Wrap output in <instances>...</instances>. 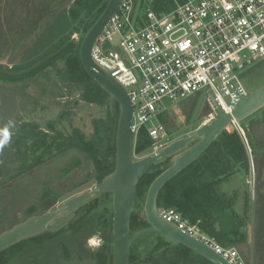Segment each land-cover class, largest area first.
I'll return each mask as SVG.
<instances>
[{
	"label": "flooded vegetation",
	"instance_id": "1",
	"mask_svg": "<svg viewBox=\"0 0 264 264\" xmlns=\"http://www.w3.org/2000/svg\"><path fill=\"white\" fill-rule=\"evenodd\" d=\"M76 2L77 0H0V234L32 216H41L47 212L54 213L48 226L71 216L66 226L60 230H46L0 252V264H11L15 260V248L20 258L19 251L26 248L28 251L33 249L32 252L38 254L36 246L43 252L31 257L30 264H40L38 259H43V255L52 256L49 244L60 248L63 261L68 262L67 264H98L92 254L107 243L110 244L108 236L113 238V246L114 194L96 193L70 210L61 209L65 201L94 189L104 177L114 172L116 164L113 170L99 180L94 162L87 152L73 142H79L84 132L77 127L69 132L60 131L51 120L44 121L45 125L42 126L39 120L27 117L29 112L38 110L40 104L34 103L38 99L32 98L26 90L21 94L15 90L22 84V79L32 75L30 72L35 69L27 72H23L24 70L48 57H51L50 61L59 56L64 48L63 43L79 42L78 31L70 33L72 27L70 31L64 30L68 22L76 21L75 27L78 26L79 21L71 13ZM29 61L34 62L26 65ZM58 62H61L60 58ZM50 68L52 67L47 66L42 71ZM56 71L62 75L61 71ZM263 84L264 68L245 81L247 88L252 89ZM204 96L205 93L201 91L182 100L173 117L168 120L167 130L170 132L169 127L182 116L184 122L187 121L194 100L200 101ZM73 104L77 105L79 102L73 101ZM197 106L198 104L196 108ZM65 113L70 114L68 110ZM257 114H260L259 111L243 120L245 128L241 126L252 148V155H249L250 173L248 176L242 175L241 186L234 190L239 192L235 208L245 218L243 228L247 233L245 242L240 243L237 248L249 264H264V128H259V124L264 122V112ZM202 119L203 117L199 121ZM249 119L252 120L250 124L247 123ZM53 129L56 135H53ZM229 129L233 130L231 127ZM68 151L75 153L77 164L75 162L69 167L51 166L57 156H64ZM88 161L92 165H86ZM252 169L253 183L250 182ZM130 231L132 235L138 232L132 230V225ZM97 237L100 245L97 250L90 252L89 246H96L93 242ZM10 251L15 256H11ZM51 259L53 264H58L55 256ZM20 260L22 258L17 259L16 264H22L23 261Z\"/></svg>",
	"mask_w": 264,
	"mask_h": 264
},
{
	"label": "built area",
	"instance_id": "2",
	"mask_svg": "<svg viewBox=\"0 0 264 264\" xmlns=\"http://www.w3.org/2000/svg\"><path fill=\"white\" fill-rule=\"evenodd\" d=\"M174 2L170 10L157 12L146 4L139 10L137 0H122L91 49L95 61L123 83L131 96L133 151L143 129L153 139L142 157L157 155L172 142H160L170 134L161 118L172 109L168 100L180 103L202 91L207 101L201 124L211 121L219 116L217 101L232 112L248 95L239 75L264 59V0ZM233 123L251 156L244 128ZM135 156L142 159L134 151ZM250 176L253 183V169ZM160 213L230 264H249L239 248L220 245L176 208L165 207Z\"/></svg>",
	"mask_w": 264,
	"mask_h": 264
},
{
	"label": "trees",
	"instance_id": "3",
	"mask_svg": "<svg viewBox=\"0 0 264 264\" xmlns=\"http://www.w3.org/2000/svg\"><path fill=\"white\" fill-rule=\"evenodd\" d=\"M107 3L108 0H77L76 6L71 10L73 18L79 21L75 31L82 29L87 32L98 20ZM145 4L157 12L170 10L175 6L174 0H146L144 6ZM83 14L86 15L82 17ZM82 40L63 43L64 48L59 56L31 71L30 74L35 75L47 66H51L62 72L60 75L70 86L71 94L74 92L80 94L76 102L85 101L109 107L106 119L94 120L93 136L88 137L84 132L79 142L73 140L76 146L87 152L88 157L94 162L100 180L113 170L116 164L117 127L121 112L119 103L87 73L80 53ZM59 58L63 62L61 66L58 64ZM163 121L168 124L166 119ZM152 145L153 139L143 129L134 151L143 156ZM249 157L248 148H246L240 131L235 126L229 125L197 160L186 166L184 171L164 185L158 196L159 210L174 207L184 218L198 225L204 233L215 237L220 245L237 247L245 242L247 236L243 228L245 218L235 208L239 192L223 191L221 185L234 175L248 176L250 173ZM169 159L165 161L166 163L153 165L137 184L135 210H133L131 219L133 231H138L148 225L147 219L140 214L138 208L146 197L152 181L169 165ZM148 234L154 236V245L144 251L138 246L140 240L135 241L130 248V264H214L208 258L166 235L153 232ZM108 237L110 244L92 254L94 261L98 264H113L114 251H112L111 243L113 238ZM143 252L146 253L143 254Z\"/></svg>",
	"mask_w": 264,
	"mask_h": 264
},
{
	"label": "water",
	"instance_id": "4",
	"mask_svg": "<svg viewBox=\"0 0 264 264\" xmlns=\"http://www.w3.org/2000/svg\"><path fill=\"white\" fill-rule=\"evenodd\" d=\"M122 0H108L105 9L101 12L98 20L86 32L84 36L80 53L83 65L90 76L98 85L109 92L120 105V118L117 127L116 140V166L114 172L104 177L96 184L95 188L84 195L73 197L65 201L62 211L70 210L85 202V200L96 193L114 194L113 201V264H130L132 244L147 232H155L166 235L172 240L193 249L200 255L211 260L214 264H230L221 254L211 248L208 244L181 229L175 223L166 220L158 208V196L164 185L180 174L183 169L197 160L207 148L222 134L231 124L240 125L243 120L255 114L264 106V84L256 89L248 88L247 96H242L240 101L234 105L232 112L226 111L217 101L219 116L215 119L200 123L193 134L176 138L169 145L163 148V151L157 155L145 156L142 159H134L133 151V132L131 131L132 123V100L126 86L120 83L117 78L103 66H100L94 59L91 49L100 36L101 31L108 21L117 13ZM51 57L41 61V63L32 66L23 72L36 69L47 62ZM264 68V59L247 68L239 75V81L245 84V81ZM235 80L232 81V84ZM246 86V85H245ZM247 87V86H246ZM215 97V96H214ZM228 103V99L224 97ZM207 97L204 96L198 106L196 122H199L204 116ZM198 99H195L190 107L186 124L195 111ZM206 112V111H205ZM197 139L192 144L191 141ZM171 156V163L164 168L148 187V192L144 203L143 216L147 219L149 226L138 230L134 235L130 231L131 218L136 203V186L148 170L156 164L158 159L163 156ZM54 213H45L41 216H32L25 222L19 223L14 227L7 229L0 234V252L11 246L26 240V238L40 234L44 231L55 232L66 226L71 216L62 218L53 225H47L54 217Z\"/></svg>",
	"mask_w": 264,
	"mask_h": 264
},
{
	"label": "rangeland",
	"instance_id": "5",
	"mask_svg": "<svg viewBox=\"0 0 264 264\" xmlns=\"http://www.w3.org/2000/svg\"><path fill=\"white\" fill-rule=\"evenodd\" d=\"M145 1L146 0H139L137 4V8L139 10L144 5ZM76 23H77L76 21L68 22V26L64 30L70 31V27H72V30L70 31V33L73 32L75 30ZM78 33H79V38H80L78 41H80L81 39L84 38V36L86 35V32L81 29L80 31H78ZM33 62L34 61H31V62L29 61L28 63H26V65H31ZM62 63H63L62 61L58 62L59 66H61ZM59 74L60 73H58L55 69L50 68L49 70L37 73V75H30L29 77L24 76L25 78L22 79L23 81L21 80L22 84H20L15 89L17 93L21 94L22 92H25L26 90V92L30 93V96H32V98L35 97L38 99L37 101L35 100L34 103L40 104L39 107L37 108L38 110L34 112H29L28 114L30 115L29 116L27 115V117L34 119V120H39L42 126L45 125L44 121L51 120L55 124V128H57L60 131L69 132L73 128L77 127L81 131L85 132L86 135H88V137L93 136L94 120L95 119H101V120L106 119L108 115L107 109H109V107H107L106 105L99 106L96 104L87 103L85 101H79V104L74 105L73 101H75V99H79L80 94L78 92H74L73 94H71L69 91L70 86L66 84V82L62 79L61 75ZM23 102L24 100H22V103ZM201 102H202V99L198 102V106L200 105ZM167 103L171 105L172 109H170L168 112L162 115L161 118L162 120L166 119V121L168 122V120L173 117V114L175 113V111H177V108H179L180 103L173 104L169 100L167 101ZM198 106L196 108V111L192 117V121L190 122V124L188 125L185 124L186 121L184 122V118L182 116L172 126L169 127V130H171L172 132L170 131L168 138L163 139L160 142H164V141L169 142L170 140L173 141L176 138H180L183 136L193 134L196 131L195 129L201 123V121L199 122L195 121L197 111H198L197 110ZM65 110H68L70 114L65 113ZM263 112H264V106L261 107V110H259L260 114H262ZM260 114H257V115H260ZM251 121L252 120L249 119L247 120V123L250 124ZM153 123L157 124L158 121L155 120ZM240 124L244 128L246 127L243 121ZM259 128L261 130L264 128V122L259 124ZM52 133L53 135H56L54 129L52 130ZM102 134H104V132H102ZM53 150H55V148ZM139 157H142V156H139ZM168 158H170V156L165 155L161 159H158L156 164L168 161ZM134 159L138 160L141 158H138L137 156H135ZM76 160L77 159H76L75 153L72 151H68L66 152V154H64V156L62 155L57 156L52 162L51 166L54 165L56 167H64V166L69 167L71 165H74ZM77 163L78 161L76 162V164ZM170 163H171V159H169V164ZM88 164L92 165L90 161H88L86 165ZM242 180L243 178L241 174L234 175L230 180L224 181V183L221 185V189L223 191L225 190V191L232 192L241 186ZM145 198L143 202H141L140 207L138 208L141 215H143V212H144L143 208H144ZM110 205L111 203L109 204V206ZM110 214H111V211H110ZM148 233H152V232H147L138 239L140 240V242H138V246L140 249L143 248L141 250H144V251H147V249H150L154 245L153 244L154 236ZM93 245H96V246H89L90 252H94V250L98 249L100 245L98 241V237L96 240V244H93ZM37 247L38 246H36L35 249L38 250V254L33 253L32 252L33 249H30L28 251L27 248L26 250L23 249L19 251L21 252V258H22L20 262L23 261L22 264H30L32 262L31 257L33 258L34 256H38L40 254L39 252H43V251H40ZM11 252L12 251H10V255L15 256V254L13 255ZM15 252L18 256L17 255L15 256V260L12 261L11 264H16L15 261L17 259H21L17 252V248H15ZM49 253H51L52 256L56 257V259L58 260V264L68 263V262L66 263L63 261V252L60 251V248L49 244ZM145 253L146 252H143V254ZM47 255L48 254H45V256L43 255V259H38V262L40 263L41 261L40 264H53V260L51 259L52 256L48 257ZM71 264H74V263L71 262Z\"/></svg>",
	"mask_w": 264,
	"mask_h": 264
},
{
	"label": "bare ground",
	"instance_id": "6",
	"mask_svg": "<svg viewBox=\"0 0 264 264\" xmlns=\"http://www.w3.org/2000/svg\"><path fill=\"white\" fill-rule=\"evenodd\" d=\"M95 241H96V240L94 239V242H93L94 244H96V242H95Z\"/></svg>",
	"mask_w": 264,
	"mask_h": 264
},
{
	"label": "crops",
	"instance_id": "7",
	"mask_svg": "<svg viewBox=\"0 0 264 264\" xmlns=\"http://www.w3.org/2000/svg\"><path fill=\"white\" fill-rule=\"evenodd\" d=\"M236 190H238V188Z\"/></svg>",
	"mask_w": 264,
	"mask_h": 264
}]
</instances>
